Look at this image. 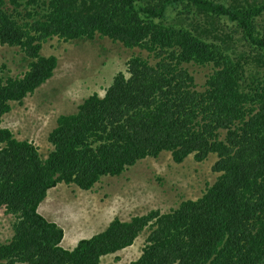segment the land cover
<instances>
[{"label": "trees", "instance_id": "trees-1", "mask_svg": "<svg viewBox=\"0 0 264 264\" xmlns=\"http://www.w3.org/2000/svg\"><path fill=\"white\" fill-rule=\"evenodd\" d=\"M263 16L264 0H0V47L18 46L28 59L21 76L0 61V208L15 217L0 264H100L146 228L128 264H264ZM97 35L156 62L133 55L129 75L118 72L103 96L60 114L44 158L2 118L54 75L58 57L42 52L44 42ZM184 64L210 66L201 90ZM163 151L176 162L215 153L219 175L197 199L116 216L73 248L62 245V226L39 211L50 188L91 189Z\"/></svg>", "mask_w": 264, "mask_h": 264}, {"label": "rangeland", "instance_id": "rangeland-1", "mask_svg": "<svg viewBox=\"0 0 264 264\" xmlns=\"http://www.w3.org/2000/svg\"><path fill=\"white\" fill-rule=\"evenodd\" d=\"M178 15L173 10L169 21L178 19ZM263 18H259V23L264 31ZM42 52L57 55L59 64L54 75L21 101H12L11 110L2 118V126L11 129L17 138L33 142L44 158L53 149L49 134L57 126L60 114L77 111L78 105L94 92L103 96L118 72L129 75L127 61L132 55L156 62L150 52L140 47L130 49L100 35L69 41L55 36L44 42ZM0 61L5 63L11 76L23 75L28 65L19 47L7 44L0 47ZM186 66L195 77L196 88L201 90L210 66ZM216 160L217 155L211 153L203 161L191 154L184 161L176 162L170 151H164L157 157L139 160L121 175L104 176L91 189L59 183L48 191L40 211L62 226L65 232L62 245L72 248L80 238L106 228L116 216L128 220L134 214L156 208L166 212L185 199H197L219 175L212 168ZM14 221L12 214L0 208V242L10 239ZM147 233L148 228L133 244L102 256L100 264H128L137 259Z\"/></svg>", "mask_w": 264, "mask_h": 264}, {"label": "clouds", "instance_id": "clouds-1", "mask_svg": "<svg viewBox=\"0 0 264 264\" xmlns=\"http://www.w3.org/2000/svg\"><path fill=\"white\" fill-rule=\"evenodd\" d=\"M102 37H104V36H102ZM105 37H108V36H105ZM109 38H110V37H109ZM90 39H91V38H90ZM93 39H94V38H93ZM111 39H112V38H111ZM112 40H113V39H112ZM115 41H116V40H115ZM118 42H120V41H118ZM121 43H122V42H121ZM122 44H123V43H122ZM123 45H125V44H123ZM125 46H126V45H125ZM126 47H128V46H126ZM128 48H130V47H128ZM133 48H134V47H133ZM130 49H131V48H130ZM135 55H138V54H135ZM132 56H133V55H132ZM132 56H131V57H132ZM128 60H129V59H128ZM127 62H128V61H127ZM186 65H187V64H184L183 66H184L185 68L188 69V71L190 72L191 75H193V74L191 73V71L189 70V68H188ZM126 76H127V75H126ZM193 77H194V75H193ZM194 79H195V77H194ZM97 93H98V92H97ZM98 94H99V93H98ZM99 95H100V94H99ZM163 152H164V151H163ZM161 153H162V152H161ZM159 155H160V154H159ZM159 155H158V156H159ZM209 155H210V154H209ZM152 157H154V156H152ZM61 183H64V182H61ZM58 184H59V183H58ZM58 184H57V185H58ZM57 185H56V186H57ZM54 187H55V186H54ZM52 188H53V187H52ZM50 189H51V188H50ZM50 189H49V190H50ZM46 197H47V196H46ZM45 199H46V198H45ZM45 199H44V200H45ZM44 200H43V201H44ZM43 201H42V202H43ZM42 202H41V203H42ZM39 211H40V209H39ZM40 212H41V211H40ZM50 220H52V219H50ZM54 221H55V220H54ZM64 235H65V232H64ZM80 239H81V238H80ZM80 239H79V240H80ZM79 240H78V241H79ZM62 241H63V239H62ZM78 241H77V242H78ZM75 245H76V244H75ZM75 245H74V246H75ZM74 246H73V247H74ZM64 247H65V246H64ZM73 247H72V248H73ZM66 248H67V247H66Z\"/></svg>", "mask_w": 264, "mask_h": 264}, {"label": "crops", "instance_id": "crops-1", "mask_svg": "<svg viewBox=\"0 0 264 264\" xmlns=\"http://www.w3.org/2000/svg\"><path fill=\"white\" fill-rule=\"evenodd\" d=\"M48 194H49V192H48ZM47 197H48V195H47ZM46 199H47V198H46ZM41 204H42V203H41ZM41 204H40V205H41ZM39 209H40V206H39Z\"/></svg>", "mask_w": 264, "mask_h": 264}]
</instances>
